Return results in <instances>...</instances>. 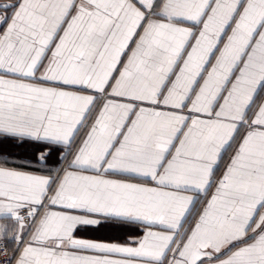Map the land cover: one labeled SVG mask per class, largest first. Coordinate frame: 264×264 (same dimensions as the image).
Segmentation results:
<instances>
[{"label": "snow or ice", "instance_id": "snow-or-ice-1", "mask_svg": "<svg viewBox=\"0 0 264 264\" xmlns=\"http://www.w3.org/2000/svg\"><path fill=\"white\" fill-rule=\"evenodd\" d=\"M0 264H264V0H0Z\"/></svg>", "mask_w": 264, "mask_h": 264}, {"label": "crops", "instance_id": "crops-1", "mask_svg": "<svg viewBox=\"0 0 264 264\" xmlns=\"http://www.w3.org/2000/svg\"><path fill=\"white\" fill-rule=\"evenodd\" d=\"M89 237L97 238V239H120L122 240L126 233H108V232H101V233H87Z\"/></svg>", "mask_w": 264, "mask_h": 264}]
</instances>
